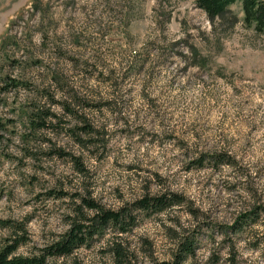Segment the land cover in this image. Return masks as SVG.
I'll use <instances>...</instances> for the list:
<instances>
[{
  "label": "rangeland",
  "instance_id": "374dc122",
  "mask_svg": "<svg viewBox=\"0 0 264 264\" xmlns=\"http://www.w3.org/2000/svg\"><path fill=\"white\" fill-rule=\"evenodd\" d=\"M195 1L0 0V220L26 221L19 254L67 228L68 200L48 192L83 184L68 158L46 156L60 149L81 160L91 197L107 209L174 192L196 210L141 217L123 239L132 264L170 259L191 234L185 264H227L229 250L235 264H264V217L229 231L264 204V37L242 25L239 5L229 8L235 26L216 23L212 34ZM65 101L98 132L94 143L74 139L80 124ZM38 102L59 127L33 135ZM217 153L236 166H197ZM6 235L0 228V243ZM106 239L54 264H112Z\"/></svg>",
  "mask_w": 264,
  "mask_h": 264
},
{
  "label": "trees",
  "instance_id": "16d2710c",
  "mask_svg": "<svg viewBox=\"0 0 264 264\" xmlns=\"http://www.w3.org/2000/svg\"><path fill=\"white\" fill-rule=\"evenodd\" d=\"M195 5L213 26L212 34L216 30V23L219 28L224 25L227 28L235 26L237 20L230 13L229 8L239 5L242 25L252 30L256 35L264 37V0H196ZM47 98L50 104H56L52 96ZM40 99L41 97L38 98L39 101ZM73 103L65 101L64 110L68 116H72L80 124L79 127H75L78 132L74 139L81 146L86 147L87 145L84 144L95 142L98 132L85 121L80 110L70 109L71 106L74 107ZM53 118L55 115L38 102L37 109L28 117L30 134L37 135L43 130L59 127V120L53 124ZM46 156L68 158L74 172L81 178V184H83L80 189L82 192L79 189L74 193L63 190L48 192V196L55 200H68L67 215L65 216L67 228L62 233L55 235L49 244L37 249L36 253L23 256L18 253V250L28 242L26 221L0 220V228L7 231V235L0 243V264H54L59 260L69 259L80 249L91 248L94 244L106 239V236L112 264H132V253L123 239L138 225L141 217L157 216L176 207H185L190 215H197L196 210L192 208L185 197L174 192L146 193L118 210L107 209L91 197L90 189L84 183L88 172L78 157L64 153L60 149H51L46 153ZM196 164L199 168L208 166L217 169L222 166L234 168L237 163L229 155L217 153L210 156L201 155ZM261 217H264V204L256 202L229 228V231L232 234L251 231ZM194 236L191 234L184 239H178L176 250L170 259L152 260L149 264H185L189 258L194 256ZM259 247L260 243H255L254 248ZM229 251L230 257L226 262L235 264L234 256L231 250ZM218 260L215 259L213 264H216Z\"/></svg>",
  "mask_w": 264,
  "mask_h": 264
}]
</instances>
